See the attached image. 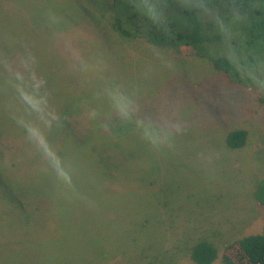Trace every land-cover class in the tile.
I'll return each instance as SVG.
<instances>
[{"label": "rangeland", "instance_id": "rangeland-1", "mask_svg": "<svg viewBox=\"0 0 264 264\" xmlns=\"http://www.w3.org/2000/svg\"><path fill=\"white\" fill-rule=\"evenodd\" d=\"M68 1L41 0L37 6L29 0L0 3V78L30 80L47 59L45 54L52 53L45 49L48 43L72 57H78L83 46L91 48L90 43H107L109 52L99 50L104 52L101 62L83 67L86 73L69 67L61 76H73L70 72L76 79L84 75L95 80L114 63L113 92L93 93L98 98L92 105L85 100L87 89L77 90L79 83L72 82L71 93L65 95L70 109L64 111L73 113L87 102L81 114L72 115L79 136L88 124L99 123L114 138L132 133L131 154L116 158L129 166V177L124 184L113 185L114 207L97 197L95 206H82L85 212L74 215L75 204H58L48 194L64 195L72 189L85 194L92 185L81 187L68 178L48 193L35 175L56 158L51 152L59 141L54 131L41 132L49 150L45 153L28 131L34 129L28 125L34 115L17 116L12 131L0 134V264H196L189 251L199 239L221 248L240 235L263 231L264 105L259 88L230 83L211 60L150 44L145 37L150 20H140L130 37L119 35L108 12L111 0ZM189 2L181 0L180 5L189 7ZM42 3L45 10H39ZM133 5L126 17L139 10L146 16L155 5L162 19L168 3L135 0ZM94 6L103 12L102 19L92 11ZM117 10L124 17L123 5ZM69 13H73L70 20ZM104 21L108 28H99ZM234 21L223 25L226 35L235 34ZM46 26L54 34L53 42ZM112 29L116 32L107 41ZM212 49L216 52L218 44L214 42ZM228 52L249 56L244 47L237 51L233 46ZM256 62L247 72L261 79L264 50ZM10 71L22 75L14 77ZM109 77H114L112 71ZM122 98L130 103L114 111ZM10 112L17 114V109ZM38 117L40 122L45 119ZM241 127L248 131L247 141L228 147L227 131ZM85 142L81 150L86 154L92 145ZM72 152L62 158L63 163ZM85 160L81 168L87 170ZM67 163L65 174L74 167ZM7 195H16L15 201Z\"/></svg>", "mask_w": 264, "mask_h": 264}, {"label": "trees", "instance_id": "trees-1", "mask_svg": "<svg viewBox=\"0 0 264 264\" xmlns=\"http://www.w3.org/2000/svg\"><path fill=\"white\" fill-rule=\"evenodd\" d=\"M29 1H33L37 6L41 0ZM180 1L165 0L168 5L162 11L166 12L163 14L164 17L158 19L162 16L161 14L153 20L149 19L147 15H140V10L130 11L126 17L128 9L134 6L135 0H111L108 9L109 15L111 13V25L119 35L130 37L140 26V20L143 22L150 20V31L145 35L150 44L170 46L181 54L193 53L211 60L214 67L222 72L230 83H249L259 88L258 97L264 105V68L263 72L259 71L258 73V76H262L261 79L254 78L247 72L250 66L257 63L259 54L264 50V0H189V7H182ZM69 2L72 0L67 3ZM0 3L5 6L4 0H1ZM64 4L65 7L72 6ZM118 5H123L124 17L118 12ZM14 6L16 5L14 4ZM39 8V10H45L46 5L42 3ZM92 8V11L98 14L97 19H102L100 16L104 15L103 12L97 11L95 6ZM69 14L70 20L73 13ZM91 16L93 17V13ZM232 18H235L233 29L235 34L226 35L223 25L226 26L225 23L230 22ZM107 22L109 21L107 20ZM107 22H101L99 28H108ZM131 23L134 26H131ZM46 27L53 42L54 34L50 32L49 26ZM131 29L135 30L131 31ZM116 30H109L106 34L107 41L111 40ZM214 42L219 46L216 52L211 50ZM105 46L107 47V43L101 45L90 43L89 47L91 48L83 46L79 56L72 57L69 54L62 55L55 48L53 50L52 43H48L45 49L52 53L45 54L47 59L39 64L36 68L37 73L30 80L27 78L14 80L10 75L0 78V110L3 111L0 114V134H9L12 131L9 129L10 125L13 124L17 116L24 117L26 114H32L34 117L28 125H32L38 134L46 130H48L47 132L54 131L55 138L59 141L54 151L51 152V154H56V158L35 175L38 183L41 184L42 180V185L48 193L51 191V186L55 184L58 190V186L65 184L64 181H67L68 178L74 179L81 187L92 185L89 193L85 194L82 189L79 191L72 189L64 195L48 194L55 198L58 204H63V201L67 204H75L74 215L85 212L82 206H95L97 197L105 203L104 205L114 207V195H117V191H114L112 187L114 184L116 186L124 184L129 177V166L116 158L131 154L129 148L132 147V133L114 138L105 128H102V123H99L98 126L88 124L83 134L79 136L72 122V115L81 114L84 107H87V102L94 105L96 99L97 104L98 97L93 93L100 90H105L103 94L113 92L114 82L117 80L114 63L108 67L105 66L104 70L108 72H103L101 78L96 77L95 80L92 79V76L84 75H77L76 79V76L70 72L68 73L73 76L64 78L61 76L69 67L79 73L85 72L83 67L101 62L100 55L104 52H99V50ZM233 46L237 48V51L243 47L246 48L249 51V56L229 55L228 48ZM91 50L95 53L90 52ZM102 50L105 51L106 48ZM110 71L114 73V77L108 79ZM43 72H48V76L44 77L41 74ZM55 72L56 76H54ZM10 73L14 77L22 75L11 71ZM72 82L79 83L77 90L87 89L88 93L85 97L87 102L84 101L80 104L75 112L72 113L70 110V114H66L64 109H70V106L65 101V95L71 93ZM126 100L122 98L114 111L125 108L130 103ZM33 104H38V108L33 107ZM11 108H16L17 114H12ZM49 114L52 117H47ZM44 115L45 119L42 122L38 121V116ZM3 127H7V129L4 130ZM247 136L248 131L245 128H233L227 131L225 143L230 148L240 147L247 141ZM87 140L91 142L92 149L85 154L81 148ZM75 148L79 150L78 153L74 152ZM70 150L73 151L72 154L67 158L66 163H63L62 158L68 156ZM82 155L88 158L85 160ZM84 160L87 170H84L85 167L81 168ZM10 161L11 159L7 162ZM67 162L74 165L69 174L64 172ZM88 170H92L93 174ZM24 195L26 194L24 193ZM15 197L16 195L14 197L7 195L6 199L15 201ZM189 257L196 264H213L216 261L220 264H264V230L240 235L224 243L221 248H218V245L209 239H199L191 244Z\"/></svg>", "mask_w": 264, "mask_h": 264}, {"label": "clouds", "instance_id": "clouds-1", "mask_svg": "<svg viewBox=\"0 0 264 264\" xmlns=\"http://www.w3.org/2000/svg\"><path fill=\"white\" fill-rule=\"evenodd\" d=\"M145 15H147L149 19H153V20L157 19L159 13H158L156 6L153 5V7L148 9V11L145 12ZM32 106L38 108V104H33ZM28 131H29V134L36 139L38 145L43 149V151L45 153H48L49 150L47 148L46 142L44 141L43 137H41L38 134L37 130L33 128H29Z\"/></svg>", "mask_w": 264, "mask_h": 264}]
</instances>
